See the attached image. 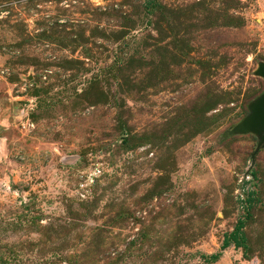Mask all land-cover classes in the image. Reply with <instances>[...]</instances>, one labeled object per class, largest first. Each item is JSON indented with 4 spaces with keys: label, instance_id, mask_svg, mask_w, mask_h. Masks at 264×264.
<instances>
[{
    "label": "rangeland",
    "instance_id": "obj_1",
    "mask_svg": "<svg viewBox=\"0 0 264 264\" xmlns=\"http://www.w3.org/2000/svg\"><path fill=\"white\" fill-rule=\"evenodd\" d=\"M260 62L264 0H0V264H264Z\"/></svg>",
    "mask_w": 264,
    "mask_h": 264
},
{
    "label": "water",
    "instance_id": "obj_2",
    "mask_svg": "<svg viewBox=\"0 0 264 264\" xmlns=\"http://www.w3.org/2000/svg\"><path fill=\"white\" fill-rule=\"evenodd\" d=\"M255 73L264 78V62L258 64ZM229 132L253 133L258 137L257 148L264 147V90L249 103L247 114Z\"/></svg>",
    "mask_w": 264,
    "mask_h": 264
},
{
    "label": "trees",
    "instance_id": "obj_3",
    "mask_svg": "<svg viewBox=\"0 0 264 264\" xmlns=\"http://www.w3.org/2000/svg\"><path fill=\"white\" fill-rule=\"evenodd\" d=\"M252 178L254 179L255 177V173L254 172H250ZM254 195H255V190L251 189V190H246L244 192V199L243 201L241 202L240 200V203L245 205L244 206V209H245V212L248 211V208L250 207V205L252 204V202L254 201ZM245 216H248V213H246ZM243 219H238V222L237 224L235 225L234 227V230L232 232H230L223 240V243L221 245V250L226 248L230 242H243V238L242 236L240 235V229L242 228L243 226ZM221 250L219 252H216V253H212L208 256H205L204 255V259L207 261V262H215L216 260H218V258L220 257V254H221Z\"/></svg>",
    "mask_w": 264,
    "mask_h": 264
},
{
    "label": "built area",
    "instance_id": "obj_4",
    "mask_svg": "<svg viewBox=\"0 0 264 264\" xmlns=\"http://www.w3.org/2000/svg\"><path fill=\"white\" fill-rule=\"evenodd\" d=\"M35 106H36V103H35V100L33 98L26 99V102L22 106L23 112H22L21 116L27 117L29 115L30 111L34 110ZM243 199H244V197L242 194V195H240L241 202L243 201Z\"/></svg>",
    "mask_w": 264,
    "mask_h": 264
}]
</instances>
